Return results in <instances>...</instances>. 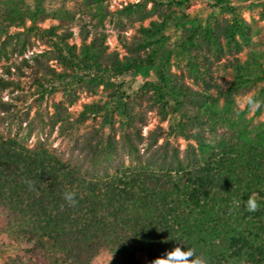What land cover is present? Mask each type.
Here are the masks:
<instances>
[{
    "label": "trees",
    "instance_id": "16d2710c",
    "mask_svg": "<svg viewBox=\"0 0 264 264\" xmlns=\"http://www.w3.org/2000/svg\"><path fill=\"white\" fill-rule=\"evenodd\" d=\"M94 1L98 23L80 25L77 43L73 16L43 27L41 0H0V264H96L103 252L110 264H140L141 254L150 264L175 240L210 264H264V121L256 119L264 111V23L232 0H211L218 10L203 22L188 12L192 0H136L118 10L115 26H140L130 39L119 33L121 50H111L102 27L110 0ZM170 22L188 28L178 61L161 55ZM34 37L48 49L27 57ZM224 56L232 78L221 85L214 66ZM152 72L133 92L127 86L128 76ZM101 86L112 100L86 103L71 120L79 91ZM56 94L50 119L61 134L102 117L65 161L11 135L14 120L28 136L36 129L28 100L41 108ZM247 95L259 101L251 117L237 100ZM150 112L160 123L144 134ZM250 196L255 212L245 208Z\"/></svg>",
    "mask_w": 264,
    "mask_h": 264
},
{
    "label": "rangeland",
    "instance_id": "374dc122",
    "mask_svg": "<svg viewBox=\"0 0 264 264\" xmlns=\"http://www.w3.org/2000/svg\"><path fill=\"white\" fill-rule=\"evenodd\" d=\"M135 1L136 0H110L108 2H105L104 4L109 12L105 13V18L102 21V27L109 34L108 44L111 50H121L120 44L117 39L119 33L123 37L130 39L137 32V29L140 26V22L138 21L133 23L128 22L126 26L127 28L122 31H120L115 26V22L118 17V10L126 6L128 3H132ZM232 1L235 6L243 11L247 19H250V17L252 16L258 21V24L261 25L264 23V20H262L260 16V11L262 10V8H264V0ZM27 2L32 7H34L36 0H27ZM251 5H253V7H251ZM41 6L44 9L45 13L49 16H47L44 21L39 22L40 26L49 27L51 25L57 24V15L59 14L74 17L71 24V29H73L75 35H77L75 39L77 43H79L78 31L80 25L84 24L92 28L98 23V20L92 17V12H95L97 9V4L94 0H41ZM150 7L151 4H148L147 8ZM217 10L218 8H215L213 6V2L211 0H192L188 12L192 16H196L203 22L212 11ZM149 21L150 19L146 20L144 22V25L147 26L149 24ZM27 25H30V21H28ZM187 29V27H177L174 22H170L167 25L165 35L168 36V40L166 42L164 50L161 51L162 57L169 56L172 61L179 60L178 57L180 56V45L185 40ZM44 49L48 48L46 46H43L38 38L34 37L33 45L28 48L25 56H31L33 53L41 52ZM247 51L248 49L245 48V50L238 55V57L242 61H245L247 59ZM15 58L16 57L14 56L11 58V60H14ZM228 58L229 56H224L214 66V82L216 84L225 85L232 78L231 69L227 68L226 66L228 63ZM161 60L162 58L159 57L157 62H160ZM154 78L155 72H152L146 79L135 73L131 76H128L126 78V82L127 86H131V91L133 92L146 80H152ZM9 96L10 94L8 92L4 94L5 99H8ZM248 96L250 95L238 96L237 100L241 108L245 106V98ZM59 99V94L52 95L44 101L41 108H38L36 104H34L35 101H32L31 99L28 100L27 103L32 105L30 108V118H37L36 129L30 136H28L26 123L20 124L19 121L14 120L11 128V135H16L17 138L21 140L22 145H24V147L29 151L41 152L42 150H46L49 154L60 157L63 161H65L63 155L68 147L73 143L75 138L94 126H100L102 117H99L96 120H87L83 124L75 125V127L67 134H61L59 129L60 123L53 124L50 119L54 111L52 103L54 101H58ZM109 100H112L109 89H105L103 86H101L95 93L89 92L87 90H81L78 93V99L75 101V103L68 106L69 118L71 120L77 118L82 111L84 104L86 103H105ZM25 108L27 109L26 105H21L20 107L21 111L26 110ZM38 111L39 114H36ZM255 113L256 108L249 112L248 117L254 116ZM256 119L257 121H264V111L260 116L256 117ZM158 123H160V118L155 112H150L148 114L147 125L144 128V134H147L148 131L153 129ZM170 123H172V120L164 123V126L168 127V124ZM105 130L107 131L108 128L105 127ZM179 142L184 145L183 140L180 139ZM5 240L6 239L4 238L3 241ZM0 242H2V239H0ZM139 259L140 264H149L148 258L145 254L139 255ZM94 263L110 264L111 256L108 253L103 252L94 259Z\"/></svg>",
    "mask_w": 264,
    "mask_h": 264
},
{
    "label": "clouds",
    "instance_id": "9594fccd",
    "mask_svg": "<svg viewBox=\"0 0 264 264\" xmlns=\"http://www.w3.org/2000/svg\"><path fill=\"white\" fill-rule=\"evenodd\" d=\"M246 103L251 110L259 106V101L254 100L253 97L245 98ZM65 199L75 203L72 193H65ZM238 203V201H234ZM258 207V202L250 196L245 204V208L249 212H255ZM178 243L170 250L165 248L160 255L153 259L150 264H210V260L202 254H198L192 247L186 246L182 242L175 240Z\"/></svg>",
    "mask_w": 264,
    "mask_h": 264
}]
</instances>
